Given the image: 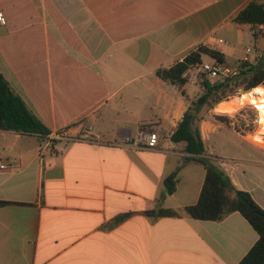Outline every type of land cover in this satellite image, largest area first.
<instances>
[{"label":"crops","instance_id":"0c3cea01","mask_svg":"<svg viewBox=\"0 0 264 264\" xmlns=\"http://www.w3.org/2000/svg\"><path fill=\"white\" fill-rule=\"evenodd\" d=\"M249 2L0 0V71L49 134L68 128L81 138L41 156L43 135L0 129V264H240L259 234L239 211L221 220L184 213L206 167L185 162V144L171 136L202 82L172 84L156 70L200 44L232 65L256 62L264 34L235 22ZM199 117L205 156L222 157L236 187L264 208V147L211 110ZM223 126L222 144H209L207 132ZM148 129L160 134L155 149L135 144ZM179 166L162 206L182 213L148 214Z\"/></svg>","mask_w":264,"mask_h":264},{"label":"trees","instance_id":"16d2710c","mask_svg":"<svg viewBox=\"0 0 264 264\" xmlns=\"http://www.w3.org/2000/svg\"><path fill=\"white\" fill-rule=\"evenodd\" d=\"M235 22L252 24L253 26L264 24V1L252 0L249 2L236 15ZM204 56H210L220 62L231 64L219 48L209 44H200L173 65L158 67L156 73L169 83L183 85L190 80L189 69L191 65L201 63ZM235 65L239 68L236 75L218 78L214 82L205 79L201 83L202 94L191 103L171 138L175 142L185 144L184 151L188 154L185 157V162L199 161L206 167V177L200 197L196 204L186 206L184 213L197 219L221 220L228 214L239 211L259 234L258 240L243 257L240 264H264V208L258 204L249 191L236 187L231 177L217 163V160L222 159V157L218 155L205 156L206 147L197 123L200 118V111L215 107L238 88L252 89L264 83V55L256 62L242 59ZM216 118L230 124L225 115H216ZM0 129L44 136L49 134L48 128L28 107L24 99L14 92L1 71ZM180 169L181 166L165 178V190L159 197L158 206L156 209L148 211V214L159 217L182 213L162 206L165 197L176 190ZM6 203V201H0V204Z\"/></svg>","mask_w":264,"mask_h":264},{"label":"built area","instance_id":"2783aa9c","mask_svg":"<svg viewBox=\"0 0 264 264\" xmlns=\"http://www.w3.org/2000/svg\"><path fill=\"white\" fill-rule=\"evenodd\" d=\"M6 17L3 14L2 9L0 8V23L5 24ZM254 31L256 33L264 34V24H259L253 26ZM218 43L220 44H228V41L224 39H219ZM247 53L252 51L251 47H247ZM249 59V58H245ZM190 79L195 77L198 81H205V76L209 77L211 82H214L218 78L230 77L234 76L239 72V68L237 65L227 64L225 62H220L218 60H214L213 62L202 61L201 63L192 64L190 69ZM243 89L240 87L232 94L228 96V98H235L240 101L243 105H251L255 108L259 114V120L261 122L264 121V83L259 84L258 86L249 89L246 92L242 91ZM69 139V140H80V137H74L71 135L70 129H60L51 134L43 135L42 142L40 144V155L44 156L47 153H52L55 149V143L60 139ZM160 139V134L156 130H145L143 131L138 140L135 142L138 146H144L152 149L158 147ZM131 143L130 140H127L125 144ZM5 157L0 153V168H6Z\"/></svg>","mask_w":264,"mask_h":264},{"label":"rangeland","instance_id":"374dc122","mask_svg":"<svg viewBox=\"0 0 264 264\" xmlns=\"http://www.w3.org/2000/svg\"><path fill=\"white\" fill-rule=\"evenodd\" d=\"M211 60V59H210ZM206 79H209V77L205 76ZM224 101H232L234 102V105L236 108H231L234 109L232 112H221L217 109L218 103L215 107L211 109H206L204 112L210 113V110L212 113L215 115H225L228 117V120L231 122L233 121L235 124V129L240 131L243 134L248 135V137L254 141L256 144H259L264 147V121L261 122L259 120V114L255 108H253L251 105H243L240 103L239 100L235 98H224L222 102ZM207 120L211 122V117L208 115ZM200 120H198L197 123H199ZM228 124V123H227ZM210 129V128H209ZM230 131V129L226 126H223V128L220 130L216 129H210L207 132L206 135V140L207 142L216 144V145H221L223 140H224V135L227 134Z\"/></svg>","mask_w":264,"mask_h":264},{"label":"bare ground","instance_id":"6f19581e","mask_svg":"<svg viewBox=\"0 0 264 264\" xmlns=\"http://www.w3.org/2000/svg\"><path fill=\"white\" fill-rule=\"evenodd\" d=\"M230 105L232 106V108L234 109L236 108V106L234 105V102L224 101L218 105L217 109L221 112H227V113L232 112L234 109H232Z\"/></svg>","mask_w":264,"mask_h":264},{"label":"water","instance_id":"95a60500","mask_svg":"<svg viewBox=\"0 0 264 264\" xmlns=\"http://www.w3.org/2000/svg\"><path fill=\"white\" fill-rule=\"evenodd\" d=\"M248 90H249V89H243L242 91H243V92H246V91H248Z\"/></svg>","mask_w":264,"mask_h":264}]
</instances>
